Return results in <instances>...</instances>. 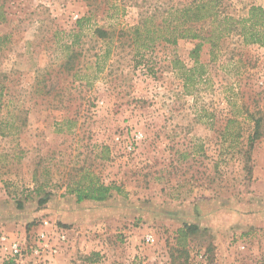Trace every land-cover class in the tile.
<instances>
[{"label": "rangeland", "instance_id": "rangeland-1", "mask_svg": "<svg viewBox=\"0 0 264 264\" xmlns=\"http://www.w3.org/2000/svg\"><path fill=\"white\" fill-rule=\"evenodd\" d=\"M193 1L0 0V231L26 247L0 264H264V47L231 32L196 62L202 40L132 29ZM89 176L123 193L77 202Z\"/></svg>", "mask_w": 264, "mask_h": 264}, {"label": "trees", "instance_id": "trees-1", "mask_svg": "<svg viewBox=\"0 0 264 264\" xmlns=\"http://www.w3.org/2000/svg\"><path fill=\"white\" fill-rule=\"evenodd\" d=\"M219 3L220 0H194L189 5L176 8L174 11L169 10L168 16L164 17L159 23H154L153 15H146L138 25L132 27L136 36L135 40L137 41L142 38L145 47H148L149 44H153L160 36L163 38V41L169 43H175L178 38L200 39L202 41L196 43L190 52V56L196 62L203 41L209 42L212 47H215L218 45L220 37L228 35L231 32L238 34L245 44H259L264 47L263 6L251 5L248 9L247 17L239 19L231 15L220 14L218 10ZM172 20H176V22L172 23ZM205 20H210V28L203 33L189 26V24ZM96 31L101 36L105 34L101 28L96 29ZM164 31L166 32L164 33ZM142 55L141 53V58L138 62L143 60ZM254 122V131L252 136H250L251 140L258 138L264 133L261 131L263 119L259 117ZM82 181L80 179L73 186L68 187V192L75 195L77 202L86 199L104 201L111 196L113 191L123 193L119 186L104 184L94 176H89L86 181ZM47 198L48 196L40 198L39 204L46 202ZM18 207H21V203H18ZM199 230L198 225L195 223H184L178 231L182 235H186L196 233Z\"/></svg>", "mask_w": 264, "mask_h": 264}, {"label": "built area", "instance_id": "built-area-1", "mask_svg": "<svg viewBox=\"0 0 264 264\" xmlns=\"http://www.w3.org/2000/svg\"><path fill=\"white\" fill-rule=\"evenodd\" d=\"M42 238H44L42 236ZM147 242L154 241L152 235L146 237ZM50 247V253H56V249L53 246ZM39 248H48L47 244L39 245ZM26 247L23 243L14 237H10L7 234L0 231V254L6 261L17 262L18 259L24 255ZM39 249H35L34 252H38ZM54 264V263H51Z\"/></svg>", "mask_w": 264, "mask_h": 264}]
</instances>
